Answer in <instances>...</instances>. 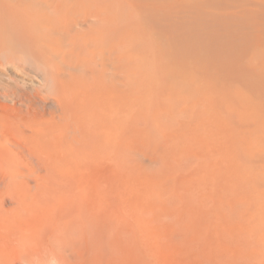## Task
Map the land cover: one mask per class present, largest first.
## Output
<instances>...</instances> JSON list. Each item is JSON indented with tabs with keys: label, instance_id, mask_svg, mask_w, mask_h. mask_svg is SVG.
Returning <instances> with one entry per match:
<instances>
[{
	"label": "bare ground",
	"instance_id": "6f19581e",
	"mask_svg": "<svg viewBox=\"0 0 264 264\" xmlns=\"http://www.w3.org/2000/svg\"><path fill=\"white\" fill-rule=\"evenodd\" d=\"M119 19L111 0H0V264H165V250H128L148 242L130 188L83 176L106 164L129 179L145 116L131 98L134 36ZM232 38L252 37L220 40ZM161 108L175 111L158 118L157 137L184 117L207 137V119L227 115L196 84ZM190 137L186 162L205 167Z\"/></svg>",
	"mask_w": 264,
	"mask_h": 264
},
{
	"label": "rangeland",
	"instance_id": "374dc122",
	"mask_svg": "<svg viewBox=\"0 0 264 264\" xmlns=\"http://www.w3.org/2000/svg\"><path fill=\"white\" fill-rule=\"evenodd\" d=\"M111 1L134 36L139 70L131 98L145 116L134 124L129 179L106 164L83 176L130 188L148 242L133 238L128 250H165V264H264V0ZM236 35L252 38L220 40ZM194 84L227 115L207 119V137L197 119L185 117L157 137L158 118L172 112L159 109V100ZM191 135L198 162L208 166L187 164ZM119 233L112 229L111 239Z\"/></svg>",
	"mask_w": 264,
	"mask_h": 264
}]
</instances>
